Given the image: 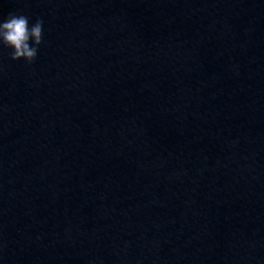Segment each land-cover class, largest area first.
I'll return each instance as SVG.
<instances>
[{"label":"clouds","instance_id":"clouds-1","mask_svg":"<svg viewBox=\"0 0 264 264\" xmlns=\"http://www.w3.org/2000/svg\"><path fill=\"white\" fill-rule=\"evenodd\" d=\"M43 43V21L36 19L29 26V17L9 13L0 21V45L12 49L13 61L25 60L31 64L37 58L38 47Z\"/></svg>","mask_w":264,"mask_h":264}]
</instances>
